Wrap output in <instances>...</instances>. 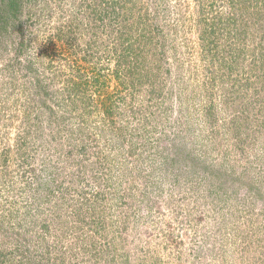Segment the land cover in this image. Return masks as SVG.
Returning <instances> with one entry per match:
<instances>
[{"label": "rangeland", "instance_id": "rangeland-1", "mask_svg": "<svg viewBox=\"0 0 264 264\" xmlns=\"http://www.w3.org/2000/svg\"><path fill=\"white\" fill-rule=\"evenodd\" d=\"M14 3L0 264H264V0Z\"/></svg>", "mask_w": 264, "mask_h": 264}, {"label": "trees", "instance_id": "trees-1", "mask_svg": "<svg viewBox=\"0 0 264 264\" xmlns=\"http://www.w3.org/2000/svg\"><path fill=\"white\" fill-rule=\"evenodd\" d=\"M4 1H5V0H1V2H4ZM14 1H15V0H10L9 8H10L11 11H13V12H17L18 10H17V8H16V5H15ZM3 20H4V19L1 18V19H0V23L3 22ZM0 29L3 30V27H1ZM124 58H125V57H124ZM138 66H139V65L137 64V67H138ZM121 74H123V73H120V72L118 71V74H117V75H121ZM129 74L132 75V73H129ZM134 79H135V77H133L132 80H134ZM78 88H79V87H78ZM82 88H83V87H81V90H82ZM134 116L137 117V114H135ZM109 125H110V124H108L107 126H109ZM233 126H234V127H238V122L234 121ZM239 127H240V126H239ZM239 127H238V128H239ZM125 128H127V126H125V127L123 126L122 131H123V129H125ZM238 128H236V130H237ZM234 129H235V128H234ZM124 134H125V133H124ZM146 134H147V133H146ZM140 135H141V134H140ZM129 136H131V135H129ZM144 136H145V135H144ZM144 136H143V137H144ZM147 136H148V139H147V140H150V141H151V137H150V135L147 134ZM124 137H125V135H124ZM153 143H155V141H154ZM6 155H7V154H5V156H6ZM5 159H8V158H5ZM107 160H108V159H107ZM118 164H122V162H119Z\"/></svg>", "mask_w": 264, "mask_h": 264}]
</instances>
